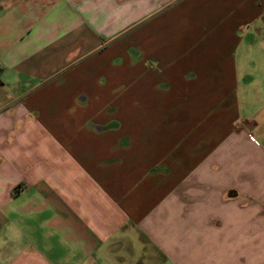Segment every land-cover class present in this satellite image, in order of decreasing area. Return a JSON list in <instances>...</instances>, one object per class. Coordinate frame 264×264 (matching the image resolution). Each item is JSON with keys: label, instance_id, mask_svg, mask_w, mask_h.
<instances>
[{"label": "crops", "instance_id": "0c3cea01", "mask_svg": "<svg viewBox=\"0 0 264 264\" xmlns=\"http://www.w3.org/2000/svg\"><path fill=\"white\" fill-rule=\"evenodd\" d=\"M263 17L0 0V264H264Z\"/></svg>", "mask_w": 264, "mask_h": 264}, {"label": "rangeland", "instance_id": "374dc122", "mask_svg": "<svg viewBox=\"0 0 264 264\" xmlns=\"http://www.w3.org/2000/svg\"><path fill=\"white\" fill-rule=\"evenodd\" d=\"M252 30H253V29H252ZM146 260H147V263H146V264H158V263H159V261L156 260L155 258H151V259L146 258ZM138 264H144V263H142V261H141V262H139Z\"/></svg>", "mask_w": 264, "mask_h": 264}, {"label": "trees", "instance_id": "16d2710c", "mask_svg": "<svg viewBox=\"0 0 264 264\" xmlns=\"http://www.w3.org/2000/svg\"><path fill=\"white\" fill-rule=\"evenodd\" d=\"M263 19H264V17H263Z\"/></svg>", "mask_w": 264, "mask_h": 264}]
</instances>
